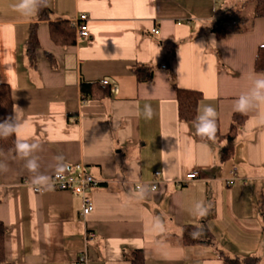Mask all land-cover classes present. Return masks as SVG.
I'll return each instance as SVG.
<instances>
[{"label": "crops", "instance_id": "1", "mask_svg": "<svg viewBox=\"0 0 264 264\" xmlns=\"http://www.w3.org/2000/svg\"><path fill=\"white\" fill-rule=\"evenodd\" d=\"M18 2L0 0V84L10 89L20 125L15 151L0 150L3 264H74L81 252L87 264H131L135 251L144 264H223L219 251L264 264V105L234 110L264 76L253 70L264 18L218 39L212 24L243 0H48L42 21L16 11ZM81 15L89 37L54 43L49 22ZM34 24L38 48L30 60L25 44ZM139 63L153 68L150 82L136 81L131 69ZM171 76L178 88L201 93L197 115L206 104L216 109L222 134L232 115L245 117L230 161H220L221 143L196 140L192 124L178 120ZM82 83L103 88L83 99ZM18 141L37 147L24 157ZM77 164L97 181L86 193L93 210L85 217L82 196L32 190L55 173L74 176ZM193 171L199 178L183 183ZM201 202L203 217L195 209ZM203 223L214 245H184L183 226Z\"/></svg>", "mask_w": 264, "mask_h": 264}, {"label": "trees", "instance_id": "2", "mask_svg": "<svg viewBox=\"0 0 264 264\" xmlns=\"http://www.w3.org/2000/svg\"><path fill=\"white\" fill-rule=\"evenodd\" d=\"M254 2L253 17L264 18V0H243L239 5L232 6L224 10L215 22L211 26V32L215 34L216 38L223 39L231 34H238L242 32L252 22V18L244 15L249 2ZM47 6H42L36 11L37 19L39 21L46 20L48 17ZM67 21L49 22V35L54 43L61 46H72L75 44V31L73 27ZM37 24L30 27L28 39L25 44L26 55L32 60L34 53L38 48L37 38ZM173 54V52H172ZM171 54V55H172ZM168 71V64H164ZM253 70L257 74H264V44L258 47L256 57L253 64ZM136 81L138 83H147L152 80L153 68L136 64L131 69ZM171 86L175 91V100L177 105V118L180 122H189L193 124L197 117V106L202 98L199 91L181 89L178 88L171 76ZM103 88V87H100ZM97 84L82 83L80 85V91L83 99L94 98L95 90L100 89ZM10 89L4 84H0V122L5 121L8 118H13V103L10 95ZM14 122V121H13ZM245 122V117L239 114H234L231 117V123L228 131L222 134L220 129V123L217 119V133L213 140H207L197 136L194 132L195 138L198 141L206 143H221L219 148V158L221 162H228L232 159L234 154V142L236 136L239 133L242 125ZM194 130V129H193ZM16 148V141L14 133L8 136L0 135V150L2 153H13ZM209 219V217H206ZM264 219V216H262ZM198 232L197 236H193V233ZM6 234V227L0 221V264L5 261V247L4 238ZM181 237L184 245H200V246H212L214 245V237L207 228L206 223L202 225H184L182 228ZM219 258L223 264H258V257L247 258H230L224 255L221 251L218 253ZM131 264H144L142 254L139 251H135L131 254Z\"/></svg>", "mask_w": 264, "mask_h": 264}, {"label": "clouds", "instance_id": "3", "mask_svg": "<svg viewBox=\"0 0 264 264\" xmlns=\"http://www.w3.org/2000/svg\"><path fill=\"white\" fill-rule=\"evenodd\" d=\"M48 0H19L13 7L16 11L22 15H33L42 6H47ZM264 105V76L258 77L253 81V86L250 91L244 95H241L234 105V110L247 114L255 108H259ZM153 110L150 105H145L144 116L151 118ZM217 111L211 104H206L202 109L198 110V115L193 122L192 127L197 136L205 138L207 140H213L217 133ZM260 123H264V112L258 116ZM14 118H8L3 122H0V135L8 136L18 130L20 125L13 122ZM207 145H205L206 147ZM35 144H29L28 142H17V151L22 153L24 157H28L35 149ZM26 167L31 171L36 168L35 159H28ZM63 170L62 168L60 169ZM46 177H38L37 180H46ZM196 214L203 217L207 215L208 209L203 203H198L195 206ZM199 233H193V236H197Z\"/></svg>", "mask_w": 264, "mask_h": 264}, {"label": "built area", "instance_id": "4", "mask_svg": "<svg viewBox=\"0 0 264 264\" xmlns=\"http://www.w3.org/2000/svg\"><path fill=\"white\" fill-rule=\"evenodd\" d=\"M87 16L81 15L77 20L70 23L75 31L77 38H88L89 33L87 29ZM158 30L153 29L151 33L158 34ZM74 176L63 173H55L51 176L46 185H37L33 186L32 190L34 193H42L45 187L55 189L58 191H69L73 194L80 195L83 198V209L81 216L85 217L91 213L93 210V204L86 198V193L89 188L96 186L97 181H95L89 174L86 173L85 168L82 164H77L74 167ZM232 173L235 174V169L232 170ZM159 172L154 173V180L150 183V188L152 191L157 188V181L159 178ZM199 178V172L193 171L186 176L183 183H187L191 180ZM235 180V176L228 181V184H232ZM140 185L137 186L139 190ZM94 237L93 233H87L86 238L92 239ZM87 255L84 252L77 257L74 264H87Z\"/></svg>", "mask_w": 264, "mask_h": 264}, {"label": "rangeland", "instance_id": "5", "mask_svg": "<svg viewBox=\"0 0 264 264\" xmlns=\"http://www.w3.org/2000/svg\"><path fill=\"white\" fill-rule=\"evenodd\" d=\"M253 9H254V2L251 1L248 3L246 9L244 10V15L249 17V18H252L253 17L252 16L253 15Z\"/></svg>", "mask_w": 264, "mask_h": 264}]
</instances>
